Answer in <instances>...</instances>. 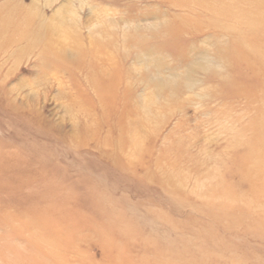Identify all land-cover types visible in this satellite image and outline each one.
<instances>
[{
  "label": "rangeland",
  "instance_id": "1",
  "mask_svg": "<svg viewBox=\"0 0 264 264\" xmlns=\"http://www.w3.org/2000/svg\"><path fill=\"white\" fill-rule=\"evenodd\" d=\"M0 264H264V0H0Z\"/></svg>",
  "mask_w": 264,
  "mask_h": 264
}]
</instances>
